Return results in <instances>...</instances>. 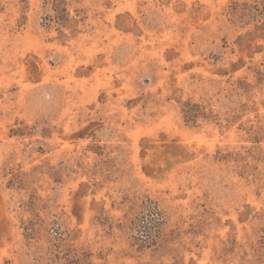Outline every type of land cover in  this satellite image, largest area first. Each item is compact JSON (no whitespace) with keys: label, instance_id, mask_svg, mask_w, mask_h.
Here are the masks:
<instances>
[{"label":"rangeland","instance_id":"obj_1","mask_svg":"<svg viewBox=\"0 0 264 264\" xmlns=\"http://www.w3.org/2000/svg\"><path fill=\"white\" fill-rule=\"evenodd\" d=\"M0 264H264V0H0Z\"/></svg>","mask_w":264,"mask_h":264}]
</instances>
